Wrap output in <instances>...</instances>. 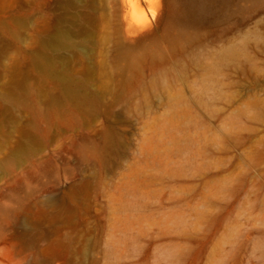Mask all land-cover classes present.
<instances>
[{
    "label": "rangeland",
    "instance_id": "rangeland-1",
    "mask_svg": "<svg viewBox=\"0 0 264 264\" xmlns=\"http://www.w3.org/2000/svg\"><path fill=\"white\" fill-rule=\"evenodd\" d=\"M0 0V264H264V0Z\"/></svg>",
    "mask_w": 264,
    "mask_h": 264
},
{
    "label": "bare ground",
    "instance_id": "bare-ground-1",
    "mask_svg": "<svg viewBox=\"0 0 264 264\" xmlns=\"http://www.w3.org/2000/svg\"><path fill=\"white\" fill-rule=\"evenodd\" d=\"M146 2L152 4L150 12L154 17L157 12V7L155 4H157L159 0H122L121 10L125 21L129 23L132 19L136 18L142 11L143 4Z\"/></svg>",
    "mask_w": 264,
    "mask_h": 264
}]
</instances>
